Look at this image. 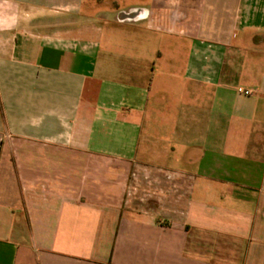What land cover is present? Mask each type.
Returning a JSON list of instances; mask_svg holds the SVG:
<instances>
[{"label":"crops","instance_id":"crops-1","mask_svg":"<svg viewBox=\"0 0 264 264\" xmlns=\"http://www.w3.org/2000/svg\"><path fill=\"white\" fill-rule=\"evenodd\" d=\"M82 3L0 0V264H264V0Z\"/></svg>","mask_w":264,"mask_h":264},{"label":"rangeland","instance_id":"rangeland-1","mask_svg":"<svg viewBox=\"0 0 264 264\" xmlns=\"http://www.w3.org/2000/svg\"><path fill=\"white\" fill-rule=\"evenodd\" d=\"M135 1L136 0H116V2H118V4H120L122 7H124L125 5H133V3ZM82 4H83L82 12L85 13V14L82 15V16H84V18L82 20H83V22L84 21L87 22L90 19L89 18H85V16L86 17H91L89 12L91 10H93V8H96L98 5L102 6V7H106V0H83ZM109 6L111 7V5H109ZM86 12H88V13H86Z\"/></svg>","mask_w":264,"mask_h":264},{"label":"built area","instance_id":"built-area-1","mask_svg":"<svg viewBox=\"0 0 264 264\" xmlns=\"http://www.w3.org/2000/svg\"><path fill=\"white\" fill-rule=\"evenodd\" d=\"M239 92L243 93L245 95H251L252 94L250 91H246V90H242V89H239Z\"/></svg>","mask_w":264,"mask_h":264}]
</instances>
